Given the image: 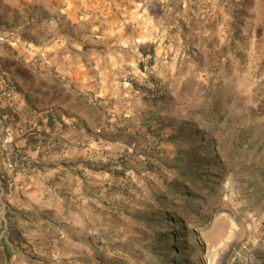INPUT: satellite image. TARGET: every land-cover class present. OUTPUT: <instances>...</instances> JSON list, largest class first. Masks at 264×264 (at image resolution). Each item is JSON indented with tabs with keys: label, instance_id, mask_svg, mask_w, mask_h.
<instances>
[{
	"label": "rangeland",
	"instance_id": "rangeland-1",
	"mask_svg": "<svg viewBox=\"0 0 264 264\" xmlns=\"http://www.w3.org/2000/svg\"><path fill=\"white\" fill-rule=\"evenodd\" d=\"M18 2L0 0L1 210L68 229L24 241L65 264H264V0L161 2L132 87L73 112Z\"/></svg>",
	"mask_w": 264,
	"mask_h": 264
},
{
	"label": "crops",
	"instance_id": "crops-1",
	"mask_svg": "<svg viewBox=\"0 0 264 264\" xmlns=\"http://www.w3.org/2000/svg\"><path fill=\"white\" fill-rule=\"evenodd\" d=\"M165 1L19 0L22 6L31 4L33 17L44 20L47 37L37 50L44 57L47 95L73 112L79 100H91L92 94L85 92L100 90L101 95L122 82L132 87L127 80L139 71L144 48L157 39L155 10ZM2 204L0 197V264H65L67 251L62 245L24 241L36 236L26 233L25 225L68 230L57 216L23 217L17 228L11 212L1 210Z\"/></svg>",
	"mask_w": 264,
	"mask_h": 264
}]
</instances>
